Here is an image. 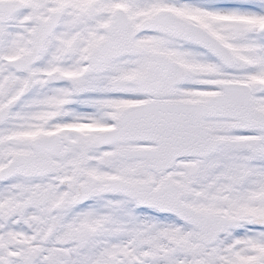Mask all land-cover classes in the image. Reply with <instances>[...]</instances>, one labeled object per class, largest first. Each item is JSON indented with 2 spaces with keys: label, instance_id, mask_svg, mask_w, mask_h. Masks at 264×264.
<instances>
[{
  "label": "snow or ice",
  "instance_id": "snow-or-ice-1",
  "mask_svg": "<svg viewBox=\"0 0 264 264\" xmlns=\"http://www.w3.org/2000/svg\"><path fill=\"white\" fill-rule=\"evenodd\" d=\"M0 264H264V0H0Z\"/></svg>",
  "mask_w": 264,
  "mask_h": 264
}]
</instances>
